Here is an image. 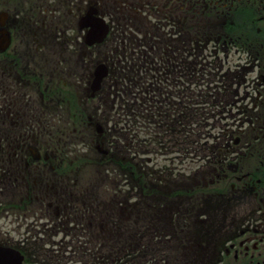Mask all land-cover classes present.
<instances>
[{"label":"flooded vegetation","instance_id":"af4514ba","mask_svg":"<svg viewBox=\"0 0 264 264\" xmlns=\"http://www.w3.org/2000/svg\"><path fill=\"white\" fill-rule=\"evenodd\" d=\"M56 4L69 6L68 15H62L63 30L56 27L61 18ZM94 9L110 24L111 37L130 36L125 50L143 43L147 51L135 54L146 63L158 56L164 80L176 77L180 116L185 58L197 66L200 61L205 67L220 63L223 76H208V87L224 89L221 112L235 110L236 115L230 125H220L208 148L197 145L190 160L203 163L186 183L177 180L180 172L168 177L166 168L153 177L151 160L143 167L132 150L133 156L124 158L127 169L111 178L112 172L106 171L97 187L79 184L83 172L78 171L88 157L83 150L82 158L75 159L69 146L87 142L106 149L104 126L98 137L89 135L108 120L102 93L96 95L97 116L89 115V94L78 93L73 99L72 92H62V84L55 85V79L67 81L61 67L58 72L45 68L36 58L42 54L49 63L56 57L57 43L50 41L56 32L69 48L66 61L77 57L67 34L71 21L75 25ZM76 31L73 41L82 51L84 32ZM185 34L195 41L200 34L217 39L185 45ZM149 36H160L159 48L146 43ZM153 49L158 51L152 57ZM81 62V81L87 85L93 75H87V65ZM112 76L117 78L116 71ZM238 80L247 85V94L231 106V83ZM73 101L80 106L74 115ZM179 146L182 151V141ZM109 179L116 187L127 185L128 196L105 197L104 191L98 195L97 188ZM156 180L159 183H153ZM130 196L138 201L128 203ZM223 231L226 235L220 236ZM83 242L100 251L90 262L77 255L80 264H135L133 259L139 257L146 264H264V0H0V247L18 251L25 262L65 264L63 260L76 258L64 253L76 248L80 252L74 244ZM124 254L129 260L122 259Z\"/></svg>","mask_w":264,"mask_h":264},{"label":"rangeland","instance_id":"374dc122","mask_svg":"<svg viewBox=\"0 0 264 264\" xmlns=\"http://www.w3.org/2000/svg\"><path fill=\"white\" fill-rule=\"evenodd\" d=\"M56 7L60 9V17H61V18H57L56 27L59 28V30H63L62 24L64 22L63 21L64 17L62 18V15L64 13H66V15H68L69 6H67L66 4H56ZM64 23H66V22H64ZM71 26L73 28L67 33L72 38L70 51L72 52V55H74L76 50H78L77 51V57L73 56V58L71 59L72 61H70V60L66 61L68 54H69V51H68L69 48L67 50V48L65 47L66 42L64 41L63 37L60 35V32H56L54 35L51 36V40H50L51 42L55 41L57 43V46H56L57 55H56V57L52 58L50 60V62L47 63V62H43L45 60V58L42 54H40V55L36 54L37 55L36 61L38 62L39 59H41V61H39L41 66L45 65V68L56 69L57 72L60 70L59 67H61V73H62V75L67 77L66 84L69 82L70 88L67 85L65 86L63 83H58V79H55L56 80L55 85L58 87L62 84V87L64 89H66V90L71 89L72 92H79L81 95V93H84L86 91L88 93V90H86V87H89V85H86L84 82L81 81V76L84 73V67H80V65H78L77 61H79V60L83 61L81 63L84 65H87V72H88L87 75L92 73L94 71L95 66L100 64V63H106L110 68L117 67L115 64L116 58H114L115 56L112 53V51L114 48H116V44L118 45V43L116 42V40L114 43L111 41L108 43V45L98 46L97 48L93 49L92 51H90L86 46L83 45V48L81 51L77 47L78 45L75 43V41H73V39H75V37H76V32H77L76 30L78 29V19L76 20L75 25L72 24V21H71ZM52 28H53V30H55L54 27H52ZM48 34H50V32ZM82 35H83V33H82ZM118 37H119V39L123 38V37H125L126 39L130 38V36H122V35L119 36V35H117V40H118ZM136 37H137V39L141 38V36H136ZM159 37L160 36H149V37H145V40H146L147 44H150V45L156 44L159 46V40H158ZM155 40H158V41H155ZM40 42H45V41L40 38ZM82 42H83V40H82ZM60 43L63 44V47L61 45H59ZM142 44L139 45L136 49L132 48V50H130V49L127 50V53L129 55H132V53H133V57H137L135 52L144 48V46H142ZM63 48L66 49L65 56L60 57L59 52H61V50ZM84 52L87 53L86 56H83ZM154 52H155V49H154ZM60 60H61V63L59 64ZM64 61H66V63H64ZM128 61L130 63H132V61L130 59L123 60V62L120 63L119 68L121 66H123L124 62L126 63ZM155 63H156V60H155ZM136 66H138V65H136ZM136 66L133 65L129 69L128 73L126 74L128 79H129V77L132 78V76H133L132 72L135 70ZM63 67H64V69H63ZM48 69H45V70H48ZM226 70H227V68H224L223 72H226ZM121 71H122V69H121ZM121 71H120L119 75L121 74ZM66 72L69 73V75ZM142 76L144 77L145 73H143ZM135 77L136 76H134V78ZM145 77H146L145 80L147 81L148 78L150 77V74H149V76H145ZM87 79L90 81L89 76ZM125 82L127 83L128 80H126ZM125 82H123V85L119 84V88H121V89L127 88V85L124 84ZM168 84H169V82L165 81V84H164L165 85V89H164L165 92H167V91L171 92L172 93L171 98L175 97V95L177 93L176 88L174 86L168 85ZM147 92L148 91H146V92L137 91V88L133 89V93L134 94L137 93L134 96H137V97H140V96L144 97L146 95L145 93H147ZM124 100H125L124 101L125 103H128V101H129L126 98ZM141 103H143V100H141L140 98L138 100H136L135 106L138 109L137 113L135 114V117H134V114L132 111L131 116H130L132 121H133V119H136V121L138 122V124H136L137 122H135V125L137 127H140V124H139L141 122L140 116L142 115V113H140V111H143V107H141ZM106 104L108 105L107 102H106ZM76 107H80V106L75 105V101H73L72 109H76ZM95 107H96V105L94 103H92V106H88L89 109L91 108L89 113L93 112L94 117L97 116ZM104 109H105V106L103 104L102 111H104ZM119 116L120 115H113L103 123L104 127L108 126V130H107V142H108V144L107 145L110 147H118L115 150L111 151L112 158L107 159L103 155L99 154L95 149V146H94L95 144H92V143L89 144L86 142V143H82V144L80 143V144H75V145L69 146V149H71V152H69V155H71L72 157H75V159L82 158L81 153L83 150H85V154H87V157L89 158L88 164L83 166L82 169L80 171H78V172H83L78 177L80 185H83V186L88 185L89 187H90V185L95 186L98 182L100 175H102L104 173L105 168H108L109 170L112 169L113 172L119 171L118 165L112 164V163L113 162L117 163L118 160H120L122 158H126L128 156L132 157L133 156L132 150H135L136 153L139 155V157H140L139 160L143 162L142 165H144V163L146 164L145 160L147 159L148 156H151L154 159V161H153L154 163L149 164V165L153 170L157 171V173H155V176H159L160 175L159 169L164 167V168H166V169H164L165 170L164 174L172 173L174 175L177 172H180L182 174H178L177 180H179L181 182H185V181L189 180L191 173H193L199 167H201L203 160H202V162L200 161V163H198V162L195 163L193 161H190L189 156L192 157L193 153H186V151H185V148L187 150H189L190 145L194 143V141H195L194 136L186 137V133L183 134L182 136H180L178 134H175V131L169 132L166 135L159 130H157V132L155 133V131H154L156 128L155 126H151L147 130L141 129V128H136L134 130V132H136L137 137L134 140V146H135L136 141H139L138 145H139V149L141 151V152H139L136 147L134 148L132 146L131 140L129 141L130 145L128 143V140L133 135H127V138H125V139L120 137L119 134L112 135V133H114L113 130L117 129L114 127V124L117 123V121H118L117 118ZM142 124H144V123H142ZM117 127L120 129L119 126H117ZM217 131H219V130L217 129ZM89 135L91 137H93V136L98 137V135L96 134V131L91 130V129L89 130ZM155 136H158V137H155ZM159 141H162V143H160ZM179 141H182V151H181V147L179 146ZM206 148H208V147L206 146ZM144 150H146V153L142 152ZM181 156L183 158V160H182L183 163L181 161ZM171 159H172V161H171ZM109 163H111V164H109ZM105 164H106V166L104 168ZM119 178H120L119 175L114 176V179H119ZM153 183L156 184L159 182L153 181ZM103 190L106 191L105 197H109V196H118V197L126 196L127 197L128 196L127 185H121L120 187H116L115 185H112V184H110V185L106 184L102 187L97 188V194L99 195V192H101ZM139 193H140V195H143V193H144L143 188L141 189V192H139ZM137 201H138L137 196H135V197L130 196L128 203L129 202L135 203ZM142 206H144V205H142ZM142 206L138 205L137 206V208H139L138 210L142 211V209H143ZM107 209L108 210H106V211L110 210L109 208H107ZM98 212L101 213V212H104V210H99ZM103 215H106V213ZM125 223L128 224L129 222L126 221ZM141 224H142V222H141ZM144 225L145 224H142L140 226L141 230H143ZM126 228H127V225H124L123 229L126 230ZM225 235H226V231H223L220 234V236H225ZM61 237H62V235L56 236L55 239L59 240ZM124 242L120 241V243H124ZM130 246H131L130 241H126L125 247L128 248ZM159 247H161V244L157 245L158 249H159ZM90 252L91 251L89 250L88 253H90ZM64 256L69 257L70 255L65 252ZM133 260H135L134 261L135 264H146L145 260H143V258H141V257H139V259H133ZM133 260H131V261H133ZM63 262L65 264H80V262H78V261L72 262L71 260H63ZM129 263H131V262H129ZM129 263H127V264H129ZM159 263L161 264V261L158 263H155V264H159Z\"/></svg>","mask_w":264,"mask_h":264},{"label":"water","instance_id":"95a60500","mask_svg":"<svg viewBox=\"0 0 264 264\" xmlns=\"http://www.w3.org/2000/svg\"><path fill=\"white\" fill-rule=\"evenodd\" d=\"M91 20H92L91 18L90 19H83L81 27L92 26L93 23L91 22ZM96 24H97L96 25V32L92 31L91 33L93 34V36H96V38H98V36L100 38H102L103 37V33L105 31V29L101 26V25H103V23H101V25H100V21H96ZM98 29H100V31H98ZM90 37H91V34L88 35V38H90ZM95 40L99 41L100 39H95ZM90 43L91 42H89V44ZM101 75L105 76L106 75V70H104V72Z\"/></svg>","mask_w":264,"mask_h":264}]
</instances>
